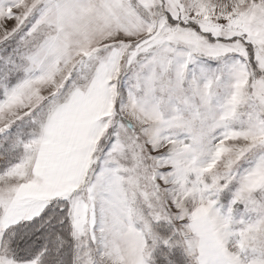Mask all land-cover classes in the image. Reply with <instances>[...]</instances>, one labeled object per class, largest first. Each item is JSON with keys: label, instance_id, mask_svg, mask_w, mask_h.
Segmentation results:
<instances>
[{"label": "snow or ice", "instance_id": "snow-or-ice-1", "mask_svg": "<svg viewBox=\"0 0 264 264\" xmlns=\"http://www.w3.org/2000/svg\"><path fill=\"white\" fill-rule=\"evenodd\" d=\"M0 264H264V0H0Z\"/></svg>", "mask_w": 264, "mask_h": 264}]
</instances>
